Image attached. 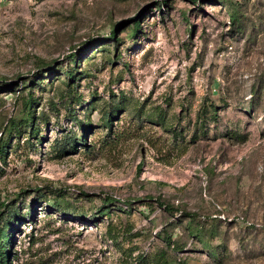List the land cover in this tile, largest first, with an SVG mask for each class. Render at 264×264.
<instances>
[{"label": "rangeland", "instance_id": "1", "mask_svg": "<svg viewBox=\"0 0 264 264\" xmlns=\"http://www.w3.org/2000/svg\"><path fill=\"white\" fill-rule=\"evenodd\" d=\"M6 83L9 264H264V0H0Z\"/></svg>", "mask_w": 264, "mask_h": 264}, {"label": "trees", "instance_id": "2", "mask_svg": "<svg viewBox=\"0 0 264 264\" xmlns=\"http://www.w3.org/2000/svg\"><path fill=\"white\" fill-rule=\"evenodd\" d=\"M233 20L234 21H238L240 16L238 14V12H234L232 14ZM114 36L116 34V32L113 33ZM68 75L71 77V80L74 81L75 77L71 72H68ZM72 86V84H70V87ZM13 85L10 83H6L5 87L0 86V89H4L7 88V92L13 93L16 92L17 90L12 88ZM25 105V109H26V113H27V118L24 119V129L31 127V135H34L36 137H38L37 135H39L38 130H36L34 128V123H35V116L32 112V105L34 104L33 99L29 98L26 102ZM214 107V116L212 117V119H217V108L215 106ZM36 130V131H35ZM15 132H17V134H21V132L15 130ZM73 139H70L69 137L65 138L62 146H63V150L67 152V148L71 151L72 149H76V146H74V142H72ZM78 142H76L77 144ZM9 148L8 143H7V139L5 140H1L0 141V158H3L4 155L6 154V150ZM65 152V153H66ZM68 153V152H67ZM106 204L104 205V207L101 209L100 214L102 215H108L110 212H107L106 209L110 210L111 208L109 207L112 204V201L109 198L105 199ZM108 207V208H107ZM167 210H169V207H166ZM189 218H195L194 215H190ZM192 224H191V230H192V236L195 237L197 236L198 239H200L201 237H204V227L201 224H197L195 222H193V220H191ZM17 227L15 222H8L7 225H5L4 227H0V264H9L10 261V256H11V252H10V245L12 243V239H13V234H11V232H9L10 229L15 230ZM216 229V228H215ZM214 231V229H213ZM217 231V229L215 230Z\"/></svg>", "mask_w": 264, "mask_h": 264}]
</instances>
